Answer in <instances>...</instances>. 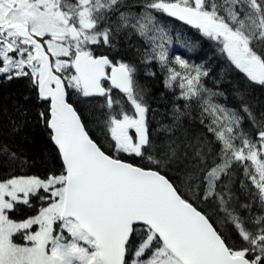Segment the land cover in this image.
<instances>
[{"label":"snow or ice","instance_id":"snow-or-ice-1","mask_svg":"<svg viewBox=\"0 0 264 264\" xmlns=\"http://www.w3.org/2000/svg\"><path fill=\"white\" fill-rule=\"evenodd\" d=\"M164 18L236 73L237 104L170 56ZM12 81L11 130L33 105L60 167L20 174L0 144V264H264V0H0Z\"/></svg>","mask_w":264,"mask_h":264},{"label":"trees","instance_id":"trees-1","mask_svg":"<svg viewBox=\"0 0 264 264\" xmlns=\"http://www.w3.org/2000/svg\"><path fill=\"white\" fill-rule=\"evenodd\" d=\"M163 22L166 23L169 34L173 36L174 45L177 51L180 50V55L197 65L203 64L210 69L206 85L212 88L219 86L228 93L227 103L231 105L237 104L239 101L231 93V89L239 83L235 79L236 73L231 72L227 68L210 43L203 39H198L196 31L170 18H164ZM177 33L179 34L178 37ZM141 83L147 85L150 89L151 103L154 106L167 101L170 94L164 89L159 76L155 79L144 78ZM25 91L26 86L21 81L0 83V107L5 109L3 113H0V144H7L9 148L27 160L26 165H22L19 169H14V171L25 175H43L49 170H58L60 161L48 139L46 131L34 119L36 108L33 105L28 106L30 110L26 117V123L19 132L11 130L7 119V117L14 115L12 112L13 104L21 101V93ZM161 93L165 95L162 97ZM255 96L260 99L262 94L257 90ZM83 118L87 121L93 119L91 112L87 110L83 111ZM89 127L94 128L92 124H89ZM30 211L22 208L17 215L24 216L30 214Z\"/></svg>","mask_w":264,"mask_h":264},{"label":"rangeland","instance_id":"rangeland-1","mask_svg":"<svg viewBox=\"0 0 264 264\" xmlns=\"http://www.w3.org/2000/svg\"><path fill=\"white\" fill-rule=\"evenodd\" d=\"M176 46L174 45V42H173V44H172V47L170 48V56H172V55H180L179 53H177L176 52Z\"/></svg>","mask_w":264,"mask_h":264},{"label":"water","instance_id":"water-1","mask_svg":"<svg viewBox=\"0 0 264 264\" xmlns=\"http://www.w3.org/2000/svg\"><path fill=\"white\" fill-rule=\"evenodd\" d=\"M174 20V19H173ZM176 21V20H175ZM178 22H180V21H178ZM180 23H182V22H180ZM183 24V23H182ZM187 26V25H186ZM189 27V26H188Z\"/></svg>","mask_w":264,"mask_h":264},{"label":"bare ground","instance_id":"bare-ground-1","mask_svg":"<svg viewBox=\"0 0 264 264\" xmlns=\"http://www.w3.org/2000/svg\"><path fill=\"white\" fill-rule=\"evenodd\" d=\"M216 87V86H215Z\"/></svg>","mask_w":264,"mask_h":264}]
</instances>
